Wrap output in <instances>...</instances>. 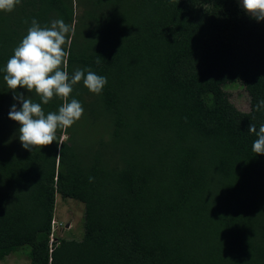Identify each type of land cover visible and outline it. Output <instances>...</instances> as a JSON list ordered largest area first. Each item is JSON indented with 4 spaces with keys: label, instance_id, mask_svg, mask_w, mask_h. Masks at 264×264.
<instances>
[{
    "label": "trees",
    "instance_id": "trees-1",
    "mask_svg": "<svg viewBox=\"0 0 264 264\" xmlns=\"http://www.w3.org/2000/svg\"><path fill=\"white\" fill-rule=\"evenodd\" d=\"M33 18L63 19L69 75L90 69L107 84L99 95L75 85L82 118L30 151L2 69ZM229 83L244 87L248 112ZM260 100L264 21L237 0H21L0 11V261L27 249L30 264H264V155L248 132L264 124ZM57 196L83 204V236L64 248L51 242Z\"/></svg>",
    "mask_w": 264,
    "mask_h": 264
},
{
    "label": "clouds",
    "instance_id": "clouds-1",
    "mask_svg": "<svg viewBox=\"0 0 264 264\" xmlns=\"http://www.w3.org/2000/svg\"><path fill=\"white\" fill-rule=\"evenodd\" d=\"M19 4L21 0H0V11L11 12ZM240 4L250 17L264 21V0H240ZM71 31L63 19L53 20L50 26L42 27L33 18L27 34L2 69L7 87L16 93L14 100L22 105L17 109L16 104H13L9 118L20 125L19 140L26 150L57 142L58 130H66L82 118V104L74 98L69 102L75 85L82 81L90 92L99 95L107 84L105 76L97 75L90 69L78 68L69 75V52L66 46L70 43ZM18 88L34 92L41 102H34L22 93H17ZM57 97L63 101L62 106L58 112L46 114L42 105L49 104ZM255 110H264V100L257 102ZM248 132L256 136L252 151L264 155V124L257 129L255 124L250 123Z\"/></svg>",
    "mask_w": 264,
    "mask_h": 264
},
{
    "label": "rangeland",
    "instance_id": "rangeland-1",
    "mask_svg": "<svg viewBox=\"0 0 264 264\" xmlns=\"http://www.w3.org/2000/svg\"><path fill=\"white\" fill-rule=\"evenodd\" d=\"M240 4V0H237ZM241 5V4H240ZM222 90L227 94L230 102L240 111H249V97L240 83L226 84ZM54 219L52 221L53 238L52 245L57 244L59 248L65 247V242L74 239L80 240L83 236V204L71 199L55 198ZM0 264H30L28 250L21 249L14 252Z\"/></svg>",
    "mask_w": 264,
    "mask_h": 264
}]
</instances>
